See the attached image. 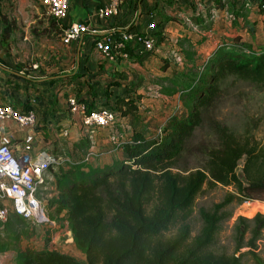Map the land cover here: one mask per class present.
<instances>
[{
  "label": "trees",
  "instance_id": "16d2710c",
  "mask_svg": "<svg viewBox=\"0 0 264 264\" xmlns=\"http://www.w3.org/2000/svg\"><path fill=\"white\" fill-rule=\"evenodd\" d=\"M246 3L242 0L233 11L235 24L240 15L246 18ZM259 10L264 15V0L259 2ZM210 17V12L206 19L194 15L206 29L214 24L212 18L205 22ZM228 38L232 42L211 52L198 84L188 85V108L168 117L160 134L148 136L135 128L123 142L124 158L93 166L81 160L83 154L74 156L69 169L59 166L55 171L59 193L52 197L51 205L58 212L68 211L74 240L86 261L57 248H22L21 238L29 232L31 220L15 211L2 223L0 251L16 249L18 264H247L246 256L255 264H264L258 242L264 230L261 211L252 217L238 216L233 252L213 247L228 203L264 199V140L241 137L227 124L214 121L216 145L204 149L205 165L176 169L187 140L203 121L202 106L218 91L219 78L231 72L264 85V47L254 50L233 32ZM230 43L243 48L231 49ZM160 91L172 95L177 88L162 85ZM111 108L134 116L137 98L121 97L118 106ZM86 142L83 139L78 145ZM243 157L241 176L237 166ZM219 182L233 185L236 191L211 208H199L202 224L194 234L191 217L197 197L205 184L212 187Z\"/></svg>",
  "mask_w": 264,
  "mask_h": 264
},
{
  "label": "crops",
  "instance_id": "0c3cea01",
  "mask_svg": "<svg viewBox=\"0 0 264 264\" xmlns=\"http://www.w3.org/2000/svg\"><path fill=\"white\" fill-rule=\"evenodd\" d=\"M241 1L120 0L116 11L103 14L102 10L110 0H70L67 14L57 18L62 34L73 22L86 23L90 30L70 43L58 40L57 47L44 55L41 65L35 58V63L30 61L27 67L23 63L29 57L27 52H22L15 44H22V40L24 43L35 40L30 28L42 7L38 0H0V103L33 110L38 117L37 124L30 128L13 120H0V142L10 143L17 153H22L30 144L32 155L46 149L60 159L67 157L71 161L74 156L80 157L93 149L97 152L89 160L93 166L112 163L119 155L116 153L125 154L124 146H118L113 134L122 136L124 140L132 135L134 128L127 120L131 114L118 110L120 116L114 126L98 128L90 133L81 114L71 111L69 97L77 95L92 109L118 106L119 98H136L140 91L154 92L161 86L150 81L149 73L161 70V59H169V53L175 50L176 57L187 59L179 36L178 39L176 35L171 39L167 36L168 23L175 21L181 27L182 19L191 17L192 23L203 29L202 22L194 19V15L200 13L210 12L211 17L224 14L231 21L228 22L230 30L240 34V41L249 42L254 50L263 48L264 15L259 10L262 0H245L246 18L240 15L235 24L233 11L238 9ZM186 14L189 16H184ZM9 22L13 31L8 35ZM250 25L254 30L251 31ZM124 30H144L155 39L156 45L149 50L142 43L130 42L118 50L116 57H110L98 47L99 39L112 35L117 40ZM230 34H227L226 42H232L228 38ZM229 48L242 50L243 46L230 43ZM46 57H51V60H46ZM83 139H86V144L79 146L78 142ZM97 159L101 161L98 163Z\"/></svg>",
  "mask_w": 264,
  "mask_h": 264
},
{
  "label": "rangeland",
  "instance_id": "374dc122",
  "mask_svg": "<svg viewBox=\"0 0 264 264\" xmlns=\"http://www.w3.org/2000/svg\"><path fill=\"white\" fill-rule=\"evenodd\" d=\"M38 4L42 8L40 13L36 14L37 17H35L36 19L32 22L30 28L35 35V40L31 43H24V40H22V44H15V47L22 52H27L29 57L26 61H23L27 67H29L30 61L31 63H35L33 61L35 58L37 60L36 63L41 65V62L45 59L44 55L47 52L50 53L52 48L57 47L58 40H62L63 35L59 25L60 22L47 11L40 0H38ZM200 14L206 19L207 13L205 15L204 13ZM184 16L189 15L186 14ZM211 18L215 24L212 30L206 29L204 25H201L202 29L200 26L192 23L191 17L189 19L185 17L186 21L183 18L180 22L181 27L176 25L175 21L168 23L167 36L170 39L175 35V38H177V35L179 36L181 40L180 45L184 49L187 59H179L176 57L177 51H171L169 59L168 57L166 59L162 58L161 62H159V69H161L159 72L150 71L149 79L154 84H159L160 86H175L177 91L172 95H166L160 91V87L158 86L154 92H137L135 96L137 98V112H135L134 116L130 115L127 118L129 124L134 129L137 128L148 136L160 134L161 130L167 125L168 117L177 112L181 113L188 108L189 99L186 93L188 85L198 84V79L203 73L205 63L209 60L211 52L215 47L217 48L222 43L225 44L227 34L233 31L232 29L230 30L231 24H228V22H231L230 19L226 18L224 14L218 13L217 17L214 14L205 22L207 23ZM7 26V34L9 35L13 31L11 28L12 23L9 22ZM262 39L264 40L263 37H261ZM207 40L210 41L206 42ZM210 42L211 45H209ZM47 59L49 58L46 57ZM49 60H51V57ZM153 67L155 68V66ZM217 84L218 91L216 94L212 96L207 105L202 106L203 121L196 127L190 139L187 140L186 147L177 161L176 169H194L197 166L205 165L207 152L204 149L216 145L214 121L227 124L241 137L248 135L259 140H264V85L244 79L231 72L219 78ZM116 154L119 155L114 157V161L120 160L125 156L123 153ZM98 157L100 158L101 156ZM98 157L96 156V158ZM244 160V157L241 158L237 166V171L241 176H243ZM99 161L101 160L97 159L96 162L99 163ZM70 165L68 161H64L55 164L54 167H48L43 175L45 181L37 189L38 197L42 200L48 215L56 220L57 227L52 228L31 220L29 222V232L26 235H22L20 246L22 248H58L75 254L83 261H86L85 253L77 246L74 240L68 219V211L63 210L58 212L56 205H51L52 197L59 193L55 171L59 170V166L69 169ZM231 191H236L233 185L220 182L212 187L208 184L204 185L203 190L197 197L195 212L191 217L194 234L199 232L202 224L198 213L199 208L202 206L213 207L215 203L222 201ZM223 210L226 211V215L221 221L220 231L213 247L217 251L225 250L231 253L235 248L234 224L238 216L245 215L252 217L258 211L264 213V199L233 200ZM10 211L12 210H9V213ZM8 215L4 221L8 219ZM4 221L0 220L1 230H4V225L2 224ZM258 242L259 250L264 256V230ZM17 252L16 249L12 248L0 251V264H18L16 258ZM245 260L247 264H255L248 256L245 257Z\"/></svg>",
  "mask_w": 264,
  "mask_h": 264
},
{
  "label": "built area",
  "instance_id": "2783aa9c",
  "mask_svg": "<svg viewBox=\"0 0 264 264\" xmlns=\"http://www.w3.org/2000/svg\"><path fill=\"white\" fill-rule=\"evenodd\" d=\"M47 11L54 17L61 19L68 11L70 0H41ZM120 0H110L102 10L103 14H111L118 9ZM150 27L153 24H149ZM90 30L83 22H73L64 29L62 40L64 43L79 38L84 32ZM142 43L149 50L156 45L155 39L146 31L124 30L119 39L106 35L98 40V47L110 57H116L118 50L127 43ZM72 112L81 114L86 129L93 133L98 128L112 127L119 119L120 113L109 106L89 109L86 102L77 95L69 97ZM13 120L24 127H33L38 117L33 110H22L10 103H0V120ZM113 140L118 146L123 145L122 136L113 134ZM31 145H26L22 153H17L8 142H0V220L7 218L9 210L15 211L26 218L45 224L52 228L57 227L55 219L50 217L42 200L37 195V189L45 181L44 174L51 164L71 161L70 158L56 157L46 149L40 150L36 155L29 152ZM90 149L82 161H89L96 155ZM1 262V261H0Z\"/></svg>",
  "mask_w": 264,
  "mask_h": 264
}]
</instances>
